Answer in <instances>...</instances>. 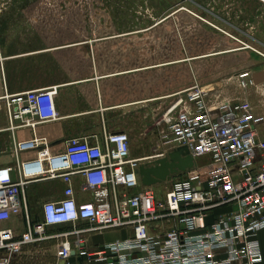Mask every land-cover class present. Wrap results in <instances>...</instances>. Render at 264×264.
I'll use <instances>...</instances> for the list:
<instances>
[{"label":"built area","instance_id":"built-area-1","mask_svg":"<svg viewBox=\"0 0 264 264\" xmlns=\"http://www.w3.org/2000/svg\"><path fill=\"white\" fill-rule=\"evenodd\" d=\"M251 74L247 67L237 73L241 87L253 84ZM57 93V85L5 93L10 124L57 119ZM176 95L160 132L165 148L151 155L130 156L127 131L107 130L104 121L93 141L69 137L60 153H50L45 136L14 141L15 155L29 149L36 155L0 166V264H10L25 244L48 239L57 241L54 264L72 258L78 264H263L257 232L264 227V138L256 126L264 115L246 99L199 85ZM177 145L188 147L193 167L174 175L160 194L142 185L138 164ZM56 177L64 184L62 196L43 201L40 218H33L25 184ZM78 191L90 199L78 200ZM21 212L22 232L1 225ZM64 223L71 227L47 232ZM109 230L125 233L107 239ZM97 233L103 241L95 244Z\"/></svg>","mask_w":264,"mask_h":264},{"label":"rangeland","instance_id":"rangeland-1","mask_svg":"<svg viewBox=\"0 0 264 264\" xmlns=\"http://www.w3.org/2000/svg\"><path fill=\"white\" fill-rule=\"evenodd\" d=\"M263 2L0 0V71L41 83L89 77L73 84L72 102L120 103L108 113L111 130L127 131L131 150H163L160 132L177 93L199 85L224 96L258 60L247 32L258 27L245 23ZM153 185L160 194L169 182Z\"/></svg>","mask_w":264,"mask_h":264},{"label":"crops","instance_id":"crops-1","mask_svg":"<svg viewBox=\"0 0 264 264\" xmlns=\"http://www.w3.org/2000/svg\"><path fill=\"white\" fill-rule=\"evenodd\" d=\"M256 10H260L256 18H248L245 23L246 25H256L258 27L254 31H247L248 33L251 32L260 47L256 49L258 60L255 64L247 67L252 73L259 70L264 71V2L256 6ZM2 73H5V78H2ZM89 79L91 78L78 79L77 81L68 79L56 81L48 79L42 83L32 82L10 75L2 69L0 71V166H15L16 159L21 161L34 158L36 155L35 149L22 150L19 151L17 155L13 152L14 141L30 138L33 134L47 137L50 141L49 151L51 154H55L64 150L66 140L69 137L88 135L89 139L93 141L92 135L101 133L102 121H104L106 129L111 130V124L107 118L108 113L114 108L119 107L121 105L120 103L103 104L100 102L94 107L84 108L78 106L76 102H72L71 100L73 84L81 83ZM49 85L58 86V93L55 97V101L59 117L54 120L37 121L33 127L29 125L15 126V124H19V120H14L12 123L13 125H11L3 95L5 93L10 94ZM223 95V97L226 98L246 99L251 103L254 112L264 115V78L257 83L253 81V84H249L246 87H241L237 78H235V81H230L225 85ZM256 135L258 138H264V121L256 126ZM156 151L157 149L149 153L147 148H143L139 151L130 149V156H147ZM12 175L15 176V170L12 171ZM75 178L77 182L80 180L78 176H75ZM63 186L64 184L60 177L42 178L27 182L24 187L25 200L31 216L35 215V219L40 218V207L42 202L60 198L62 196ZM76 197L78 200L84 201L90 199V194L84 191H78ZM1 225L12 228L15 233H20L25 228L24 214L22 212L12 214L8 219L2 221ZM70 227L71 224L69 223L51 225L47 227V232L53 233ZM116 233H122L123 235L125 232L123 230H109L105 234L110 235L107 239H111ZM257 238L263 253L264 264V227L257 232ZM56 248L57 241L55 239L25 244L21 252L14 256L10 264H24L27 262L39 264L43 262L45 258H47V262L50 261L51 264H54ZM70 264H78V262L72 258Z\"/></svg>","mask_w":264,"mask_h":264},{"label":"water","instance_id":"water-1","mask_svg":"<svg viewBox=\"0 0 264 264\" xmlns=\"http://www.w3.org/2000/svg\"><path fill=\"white\" fill-rule=\"evenodd\" d=\"M264 71L259 70L251 74L255 83L263 80ZM195 161L186 145H177L169 149L164 155L155 157L138 164V175L142 185L150 186L170 180L174 175L193 167ZM93 243L103 241V234L91 236Z\"/></svg>","mask_w":264,"mask_h":264}]
</instances>
